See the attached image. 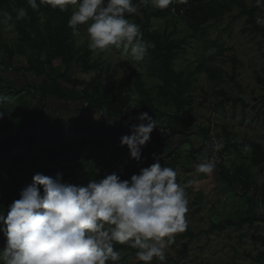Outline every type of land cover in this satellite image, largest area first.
<instances>
[{"label": "rangeland", "instance_id": "1", "mask_svg": "<svg viewBox=\"0 0 264 264\" xmlns=\"http://www.w3.org/2000/svg\"><path fill=\"white\" fill-rule=\"evenodd\" d=\"M209 3L211 0H188L187 4H181L184 8H190L193 3ZM176 4V3H173ZM248 7L254 5L251 0H246ZM150 10H156L151 5ZM239 7H234L227 13L225 20L218 26H212L208 34L202 39L193 36L194 32L188 26L185 16L177 14L167 15L165 18L152 19V28L163 38L171 40H185L187 55L181 57L175 63L178 72H183L185 78L191 82V106L184 111L186 116L193 118L191 131L186 135L166 139L163 130L151 134V152L145 158H149L153 153L162 155L161 164L171 166L178 171V182L186 184L192 181L187 187L189 199L188 213L186 215L188 228L197 236L196 238L185 237V232L177 234L175 243L170 246L167 252V264H264L256 261V257L264 253V221L257 222L254 226L243 228L230 227L223 232L208 233L207 231L214 224L222 221H230L234 224L246 218L251 206H254L258 216H264V171L254 164L255 148L260 145L264 148V40L260 35L245 33L244 30L251 26L246 22L247 17H242L233 21L240 12ZM261 9L259 14H261ZM213 22L209 23L211 26ZM4 36L3 43L15 47L18 35L14 29L3 23ZM78 47L87 45V35L84 26L77 29ZM205 42H216L218 50H212L209 56L205 55ZM221 49V50H220ZM93 60L101 62V72L103 83H106L108 70L115 71V76L109 82L115 93L123 91L132 99L130 109L125 112V119L110 120L90 113L86 115L72 116L69 114V107L60 102L49 101L47 113L62 115L68 123L75 121H89L93 126L95 135L102 140H109L110 135H117L120 126L128 127V123H137L135 117L140 114V103L142 99L136 91L134 70L122 64L126 62L133 68L145 71L139 62L132 59L130 55L122 54V50H111L106 52H93ZM7 54L0 50V88H3L7 81L15 83L17 87H27L30 80H34L33 74L29 72L26 59L16 55L11 64L7 63ZM121 64V65H120ZM201 65L206 71L199 72ZM22 69L21 74L15 72ZM49 74L61 79L65 68L61 61H56L54 67H47ZM92 72L86 75L82 68L77 65L72 67V78L80 82H88ZM146 87L152 89V96L157 98L162 81L158 78L144 77ZM24 96L27 107L33 115L35 112L43 111V105L39 102L37 93H18L6 99L13 104V109L19 107V97ZM248 96L251 102L247 104L244 98ZM254 98L257 101H254ZM4 101V96L0 97V103ZM244 101L247 106L243 104ZM159 110L172 114L171 107L163 106L155 100ZM71 109V108H70ZM41 118V116H37ZM86 117V118H84ZM131 118V119H130ZM46 125V123H45ZM40 124L39 133L43 136V143L48 140L46 126ZM45 126V127H44ZM113 128H115L113 130ZM210 129V140L213 138L218 143H223L224 147L219 152L210 153V146L203 147L204 141L208 139L204 131ZM159 132V135L157 133ZM119 135V134H118ZM69 140L78 143L85 136L90 138V134L84 131L73 133ZM163 140L159 143L158 139ZM46 145V144H45ZM46 152L57 149L53 144L47 145ZM125 155H129L126 147ZM144 149L142 150V158ZM193 150H200L199 154L192 153ZM45 155L47 153L42 150ZM92 153H97L108 158H114L117 147L104 150L101 147L89 148L83 154L81 160L76 164L86 161L88 168H97L98 164L104 163L100 157H95ZM170 153V154H169ZM215 158L216 167L212 174L207 175L197 173L194 165L201 162L204 157ZM142 161L137 162L130 159L129 165L138 169L151 165ZM225 166L233 172L237 167L243 166L251 170L255 177L257 188L250 189L246 195H237L233 188L220 176L217 167ZM78 172L82 173V170ZM1 246V245H0ZM127 248L120 250V264H142L135 258V253L127 245ZM153 264H157L153 261Z\"/></svg>", "mask_w": 264, "mask_h": 264}, {"label": "trees", "instance_id": "2", "mask_svg": "<svg viewBox=\"0 0 264 264\" xmlns=\"http://www.w3.org/2000/svg\"><path fill=\"white\" fill-rule=\"evenodd\" d=\"M255 3V0H251ZM138 5V12L131 14L128 18L141 26L143 40L154 47L149 48V54L140 61L145 71L141 72L124 62V66L132 69L135 78L136 91L142 99L140 103V113L147 112L153 119L157 120V129L163 130L166 139L171 140L181 135H186L191 131L193 118L186 116L184 111L192 104L189 90L191 82L185 78L183 72H178L175 63L181 57L187 55L185 40H171L163 38L152 28V19L165 18L173 14L176 9L177 17L185 16L188 20L189 28L194 32L193 36L202 39L208 34L212 26H218L225 20L227 13L234 7L241 10L233 21L242 17H247V23L251 26L244 30L245 33L260 35L264 40V27L256 24L255 18L259 15L260 9L254 6L248 7L246 0H211L209 3H193L190 8H184L181 4H172L169 8L160 10H150L147 6L140 3V0H133ZM39 3V0H37ZM27 10V16L20 21L15 20L16 10L19 8ZM8 12L13 16V20L6 25L12 27L18 35L15 47L3 43L4 26L0 23V50L7 54V63L16 55L23 56L28 65V71L33 74L34 80H30L27 87H17L15 83L7 81L3 88H0V97L4 96V101L0 103V112L4 113L0 118V213L7 211L8 205L13 200L19 198L22 188L30 184L35 173L41 172L45 175H54L57 171L63 173L65 182L74 184H86L89 179H101L106 174L117 172L123 179H128L133 173H138L140 169L129 165V155H125V149L120 147V138L122 135L129 134V128L118 127L116 136L111 134L110 139L102 140L97 138L90 122L80 121L72 125L62 115H55L52 112L47 113L49 101L60 102L69 107L75 113L96 115L101 114L107 120L125 119V112L130 109L132 99L129 95L120 91L115 93L109 82L114 78L115 71L108 70L106 85L103 83L102 64L98 60H93L94 53L88 46L78 47L77 29L68 27V18L71 15V8L66 12L53 10L49 6L41 5L40 11H33L27 4V0H0V13ZM3 17L0 16V20ZM213 22L210 26L209 23ZM205 55L209 56L212 50H218L216 42H205ZM221 50V49H220ZM56 61H61L65 68L62 80L49 74L47 67H54ZM73 65L80 66L83 72L88 76L92 72L97 74L91 76L88 82H80L72 78ZM121 65V64H120ZM199 72L206 71L201 65ZM18 74H22V69H18ZM158 78L162 81L160 91L156 97L152 96V89L146 87L144 77ZM3 78L0 77V81ZM37 93L39 102L43 105V111L35 112L33 115L24 96H20L19 108L13 109L9 101L13 94ZM162 103L163 106L171 107L174 110L172 114L159 110L155 100ZM245 106L247 104L242 101ZM73 107L74 109H72ZM71 108V109H70ZM37 116H41L38 118ZM41 123H46L47 142L43 143V136L39 128ZM44 126V127H45ZM115 128H113L114 130ZM84 131L89 133L90 138L82 137L78 143L69 140L73 133ZM211 130H205L204 134L208 139L204 141L203 147L212 144L210 140ZM159 135V132L157 133ZM152 141V139H151ZM151 141L145 146L142 161L150 164L153 160L151 152ZM162 143L161 138L158 139ZM53 144L54 151L46 152L47 145ZM101 147L104 150L117 147L118 153L114 158H108L97 153H92L95 157H100L104 163L98 164L97 168H88L86 161L80 164L72 165L81 160L84 153L89 148L96 149ZM44 150L47 155L43 153ZM210 153L213 152L210 147ZM194 154H199L200 150H193ZM170 154V153H169ZM167 158H161V160ZM254 164L264 171V148L260 145L255 148ZM220 176L233 188L239 196H244L252 189L257 188L254 175L247 167L239 166L233 172L225 166L217 167ZM82 170L81 172H78ZM264 216H258L251 206L246 218L239 223H232L228 220L214 224L207 231L208 233L223 232L230 227L243 228L252 227L257 222H263ZM185 237L196 238L197 236L187 229ZM4 243V237L0 234V245ZM127 247L116 245L117 250ZM133 253L136 250L131 249ZM259 263L264 262V253L256 258Z\"/></svg>", "mask_w": 264, "mask_h": 264}, {"label": "clouds", "instance_id": "3", "mask_svg": "<svg viewBox=\"0 0 264 264\" xmlns=\"http://www.w3.org/2000/svg\"><path fill=\"white\" fill-rule=\"evenodd\" d=\"M144 6L160 10L188 0H140ZM33 11L41 5L66 12L71 8L68 27L84 26L87 46L92 52L122 50L136 62L143 61L154 45L143 40L141 26L128 18L138 12L133 0H27ZM261 9L255 22L264 27V0L253 5ZM0 23L13 20L8 12L0 13ZM27 10H16L15 20H23ZM4 113L0 112V118ZM131 119V118H130ZM128 123L129 134L122 135L120 147L129 158L140 162L143 148L158 127L147 112ZM219 152L224 144L213 138L210 145ZM153 163L130 178L113 172L86 184L65 182L63 173L37 172L30 184L21 189L19 198L0 213V264H120L116 245L136 250L142 264H167V252L177 234L188 229L186 215L189 199L187 187L178 182V171L161 164V156L152 154ZM215 158L204 157L194 165L197 173L210 175Z\"/></svg>", "mask_w": 264, "mask_h": 264}, {"label": "crops", "instance_id": "4", "mask_svg": "<svg viewBox=\"0 0 264 264\" xmlns=\"http://www.w3.org/2000/svg\"><path fill=\"white\" fill-rule=\"evenodd\" d=\"M72 109H74L73 107H71ZM69 114L71 115L72 114V116H77L79 113L77 112V113H75V112H73L72 110H69ZM81 115H86V117H87V114H83V113H80ZM86 117H84V118H86ZM71 122H73V123H70V124H72V125H76V124H78L77 122H75V121H71ZM85 122H86V120H85Z\"/></svg>", "mask_w": 264, "mask_h": 264}, {"label": "water", "instance_id": "5", "mask_svg": "<svg viewBox=\"0 0 264 264\" xmlns=\"http://www.w3.org/2000/svg\"><path fill=\"white\" fill-rule=\"evenodd\" d=\"M244 101H245L247 104H249L252 100H251L250 97L246 96V97L244 98ZM254 101H257V99L254 98Z\"/></svg>", "mask_w": 264, "mask_h": 264}, {"label": "built area", "instance_id": "6", "mask_svg": "<svg viewBox=\"0 0 264 264\" xmlns=\"http://www.w3.org/2000/svg\"><path fill=\"white\" fill-rule=\"evenodd\" d=\"M173 13H174V14H177L176 9H173ZM163 132H164V131H163ZM164 134H165V132H164Z\"/></svg>", "mask_w": 264, "mask_h": 264}]
</instances>
